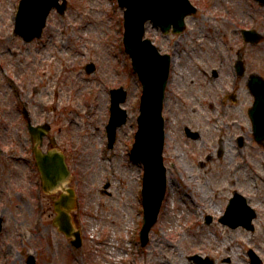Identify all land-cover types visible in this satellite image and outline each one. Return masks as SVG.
<instances>
[{"label":"rangeland","instance_id":"374dc122","mask_svg":"<svg viewBox=\"0 0 264 264\" xmlns=\"http://www.w3.org/2000/svg\"><path fill=\"white\" fill-rule=\"evenodd\" d=\"M18 2L0 0V57L15 82L20 81L22 97L39 121L46 114L50 119L56 116L52 111L56 106L65 111L59 116L62 122L56 123V130L61 126L63 131L56 133L69 149V161L80 182L79 216L86 244L73 249L67 237L47 225L52 215L46 211L44 236L34 233L33 238H27L28 249L20 250L24 247L22 235L34 231L40 206L34 194L38 173L15 156L24 152L26 140L17 133L22 126L17 122L12 81L0 71V139L4 148L0 156V211L6 218L0 251L7 246L16 264H26L29 250L34 251L38 264H194L188 259L194 253L214 256L216 264H251V247L264 263V179L254 178L253 182L248 176L250 165L238 166L246 157L264 176V147L253 138L247 113L252 96L244 85L252 71L264 75V37L258 44H245L235 28L249 26L254 14L264 34V7L253 0L206 2L204 10L189 18V28L179 43L165 37L163 43L176 55L167 99L165 152L167 162L173 161L175 167H170L171 187L160 219L150 243L142 247L130 238L131 227L138 221L133 214L142 165L129 156L141 85L119 44L122 9L112 7L111 0H69L66 15L52 12L43 39L27 43L13 34L10 17ZM148 35L158 44L157 28L150 27ZM227 39L241 45L237 50L242 52L246 74L238 103L231 102L222 113L218 96L230 82L235 57L228 52ZM91 60L98 69L87 74L84 66ZM215 67L220 72L216 80L210 76ZM120 84L130 92L126 103L131 111L129 122L119 129L113 148L102 151L110 89ZM133 103L137 106L131 109ZM186 125L198 130L200 138L188 137ZM239 134L246 141L241 153L236 148ZM200 159L204 166L199 165ZM106 181L111 182L110 194L102 191ZM235 188L251 192L248 195L258 210L256 229L229 228L218 221L205 224V213L222 212ZM46 196L45 205L50 202ZM227 257L231 261H225Z\"/></svg>","mask_w":264,"mask_h":264},{"label":"water","instance_id":"95a60500","mask_svg":"<svg viewBox=\"0 0 264 264\" xmlns=\"http://www.w3.org/2000/svg\"><path fill=\"white\" fill-rule=\"evenodd\" d=\"M126 5V43L127 49L134 58L135 68L140 72L145 83V93L142 102V115L140 116V130L138 141L134 148V153L143 158L147 165L145 200L148 209V222L144 231V242L147 241L148 230L156 221L161 201L165 192V171L162 167V148H163V119L161 117L163 89L168 72V61H161L158 50L150 40H143L144 22L151 18L156 23L168 27L170 24L183 25V18L191 8L187 0H121ZM58 0H24L20 14L18 16V30L28 38L39 34L50 8L57 5ZM65 6H60L63 9ZM260 94V93H259ZM124 98L116 94L114 104V117L111 128L125 121V111L119 108V102ZM261 131V125H257ZM259 139L264 137V132H259ZM38 164L40 165L45 180L48 181L49 175L53 174L52 158L48 155L38 154ZM68 199L62 197L61 205ZM244 201V200H243ZM69 207V206H68ZM242 209L238 217V210ZM253 213L245 202L237 196L229 206L227 218L233 226L250 224ZM154 216L150 219V217ZM58 221L69 222L70 216L60 212ZM67 233L73 235L72 226L63 227ZM258 261V260H257Z\"/></svg>","mask_w":264,"mask_h":264}]
</instances>
